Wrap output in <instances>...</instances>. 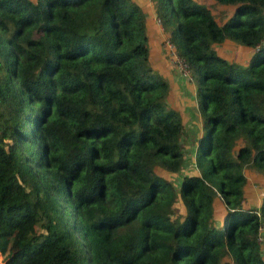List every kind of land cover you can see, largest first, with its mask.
<instances>
[{
	"label": "trees",
	"instance_id": "obj_1",
	"mask_svg": "<svg viewBox=\"0 0 264 264\" xmlns=\"http://www.w3.org/2000/svg\"><path fill=\"white\" fill-rule=\"evenodd\" d=\"M147 1L199 134L152 67L143 3L0 0L3 264H264V196L243 203L246 173L264 182V0H212L233 7L220 23Z\"/></svg>",
	"mask_w": 264,
	"mask_h": 264
},
{
	"label": "rangeland",
	"instance_id": "obj_2",
	"mask_svg": "<svg viewBox=\"0 0 264 264\" xmlns=\"http://www.w3.org/2000/svg\"><path fill=\"white\" fill-rule=\"evenodd\" d=\"M136 2H138L139 4L143 3L145 6H143V8H145L146 10L147 9H151V10H148L149 13L152 14V8L153 7H150V5L148 4V1L147 0H135ZM202 2L204 3L206 6L209 7L211 13L213 14V16L215 17V20L220 23L222 22L225 18H227L228 16H230V14L233 12V7H230V6H222V5H218L216 4L215 2H213L212 0H197V2ZM150 14V15H151ZM154 32H157V30H155ZM159 38H163V34L160 35ZM150 39H152V43L153 42H156L158 41L157 37L155 38L154 34L153 35H150ZM151 43V41H150ZM152 46V45H150ZM151 49V48H150ZM214 49L217 51V54L219 56H222L223 58H225L226 60H229L234 53L240 51L241 54L244 53L245 57L248 56V52H242V47L239 46V45H236V44H233V43H226V44H220V45H217V46H214ZM157 50L158 49H151V55H152V58L156 61L159 60V62H162L160 59L162 58V60H165V63L167 64V68H172L173 71H175V76H174V79L175 81H172V78L169 77L167 75L166 72H164V75L163 77L168 80L169 84H170V94H169V97L171 99H173L174 103L175 101L179 103V108H178V111L180 112V114L182 115L183 117V124H184V129L185 131H192L193 133H197L199 131V122L197 120H195L193 117H192V114L188 111H187V103L188 104H192L193 102L191 101V99L188 97L189 95V92L188 94L187 93H183L182 95L186 97V100H185V105L182 104L181 100L177 98V95L178 93H175L174 92V86L178 87L179 85V82H180V79L181 77H183L180 73H179V70L171 63V61L169 60L168 56L166 55V52L165 50L161 47V49L159 48V51L161 53V56L160 55H157ZM159 54V52H158ZM160 57V59H159ZM156 58V59H155ZM156 71V69H154ZM167 70V69H166ZM182 80V79H181ZM188 84V83H187ZM191 84L189 83L188 85V89L191 87L190 86ZM180 88H178V91H179ZM182 112V113H181ZM199 134V132H198ZM189 140H191V137H189ZM184 146V149L188 147L189 148H192L194 147V145H192L191 143H184L183 144ZM188 151L184 152L185 153V158L187 160H191V161H188V162H192V157L189 153H187ZM190 168V165L187 164V167L186 169ZM185 170V169H184ZM159 174H161L163 177L165 178H169V179H174V175H171V174H168L166 172H163V171H160L158 170L157 171ZM256 179H259V178H256ZM256 186V189H258V191L260 192L259 193V196L260 197H263L264 195V192L262 190V188H259L257 184H254ZM253 186V187H255ZM254 194L256 195V192L254 190ZM251 202H252V206L255 207V206H259L260 205V201L258 200H255V199H251ZM255 202H257V204H255ZM178 208H180V203L176 205ZM221 206L218 205V204H215L214 205V209H213V214H214V220L216 221L217 219H220L221 218ZM218 222V220H217ZM259 242H260V247H261V250L263 251L264 253V229L263 228H260L259 229ZM0 264H3L2 261H1V258H0Z\"/></svg>",
	"mask_w": 264,
	"mask_h": 264
},
{
	"label": "crops",
	"instance_id": "obj_3",
	"mask_svg": "<svg viewBox=\"0 0 264 264\" xmlns=\"http://www.w3.org/2000/svg\"><path fill=\"white\" fill-rule=\"evenodd\" d=\"M148 4H150V3L148 2ZM146 22H147V24H146V33H147L148 37L150 35L154 34L155 38L156 37L159 38L160 35L163 34V31H162L159 23L153 17V14H151L150 16H147ZM155 30H157V32H154ZM149 43H150V41H149ZM150 45H152L151 49H153V50L154 49H158L157 50V55L161 56V53L159 51V46H158L157 42L150 43ZM158 52H159V54H158ZM159 59H160V57H159ZM160 60L162 62H159V60H157V59L155 61L152 58V67L154 69H156V71L158 73H161L162 75H164V72H166L167 75L172 78V81H175V79H174L175 71H173L172 68H170V67L167 68V64L165 63V60H162V58ZM181 79L183 81L184 78L181 77ZM181 79H180V82H181ZM180 82L178 84L179 85L178 87L174 86V88H175L174 92L178 93L177 98L181 100L182 104H184L185 100H186V97H185V95L184 96L182 95L183 93H182L181 89H179V91H178V88H180ZM245 177H246V183H245V185L243 187V197H244L243 203H244V206L250 207V208H257V206H255V207L252 206L251 199H255V200H258V201L261 202L263 197L259 196L260 192L258 191V189H256V186L254 184H257L259 188H262V190L264 192V182H261L263 184H258V181H259L260 178L257 177L254 173H251V172H249L248 174L246 173ZM256 178H259V179H256ZM253 186H255V187H253ZM254 190L256 192V195L254 194ZM255 204H257V202H255Z\"/></svg>",
	"mask_w": 264,
	"mask_h": 264
},
{
	"label": "built area",
	"instance_id": "obj_4",
	"mask_svg": "<svg viewBox=\"0 0 264 264\" xmlns=\"http://www.w3.org/2000/svg\"><path fill=\"white\" fill-rule=\"evenodd\" d=\"M166 38H164V44L162 45V48L165 50L166 55L168 56L171 63L179 70V73L182 76H187L186 67L183 60L177 55L173 49V46Z\"/></svg>",
	"mask_w": 264,
	"mask_h": 264
}]
</instances>
